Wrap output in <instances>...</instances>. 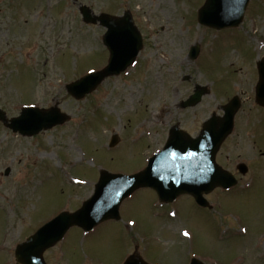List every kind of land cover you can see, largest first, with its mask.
Masks as SVG:
<instances>
[{
	"label": "rangeland",
	"instance_id": "1",
	"mask_svg": "<svg viewBox=\"0 0 264 264\" xmlns=\"http://www.w3.org/2000/svg\"><path fill=\"white\" fill-rule=\"evenodd\" d=\"M53 3L54 20L52 0H4L6 9L0 10V109L12 118L19 116L26 105L46 109L57 105L71 117L67 124L36 137L15 134L0 121V264H16L17 243L43 220L63 210L64 204L73 209L80 207L92 195L91 185L101 169L120 173L144 169L151 153L162 149L170 121L179 123L185 115L192 120L196 115L198 121L212 112L219 113L218 101L212 96L194 109L182 110L180 103L193 93L191 85L198 84L197 80L185 82L183 78H194L199 71L204 83L211 86L212 95L225 102L234 96L231 85L240 82L239 75H244L236 74L230 67L231 59H226L232 54L236 61L241 58L239 52L230 54L237 50L238 43L228 42V38L224 39L226 42L221 40L229 36L238 39L241 34L199 25L198 13L205 0ZM81 4L95 14L122 15L130 11L145 46L128 74L106 79L93 94L77 101L68 94L66 85L89 70L104 68L109 58L102 43L106 30L99 24L83 22ZM248 12L239 31L247 46L254 45L263 54L259 47L264 48V0H250ZM196 45L201 46L202 55L193 61L188 54ZM243 52L237 68L250 74L258 56L251 49ZM247 88V84L235 86L242 95ZM251 116L248 130L257 131L260 136L253 135L254 142L264 145V121L258 122L260 114L253 105ZM113 135H119L120 142L110 148ZM224 147L223 159L229 156L236 164L247 159L251 175L244 183L251 178L260 181L230 203L232 217L211 215L184 198L177 217L171 218L168 210L156 209L157 199L144 189L121 207L122 219L131 217L136 228L107 222L87 237L72 229L62 242V254L69 263L58 259L62 249L50 251L48 261L119 264L135 246L129 233L133 232L150 261L185 264L184 257L192 253L209 264H240L242 259L243 264H251L254 255L264 254L259 244L258 251L253 252L259 236H264V147L261 150V146L246 145L245 137H233ZM68 176L89 186H72L74 182ZM259 183L263 184L260 188ZM219 196L215 193L210 197L216 208ZM227 202L226 199L222 204ZM240 224L250 228L248 236L239 233L244 229H237ZM173 229L182 230L183 238L174 237ZM185 231L189 235L185 236ZM3 246L9 253H1Z\"/></svg>",
	"mask_w": 264,
	"mask_h": 264
},
{
	"label": "water",
	"instance_id": "2",
	"mask_svg": "<svg viewBox=\"0 0 264 264\" xmlns=\"http://www.w3.org/2000/svg\"><path fill=\"white\" fill-rule=\"evenodd\" d=\"M249 1L207 0L200 11L199 20L205 25L219 29L237 26L243 20ZM82 14L86 22H100L107 28L104 44L110 52V60L104 70L91 73L67 87L77 99L94 91L106 77L119 75L125 71L142 48V36L129 13L121 18H113L106 14L94 17L88 8L83 7ZM261 72L264 73V70L262 69ZM199 100L200 94H196L189 103ZM232 115H227L230 118H227L225 124L231 121ZM68 119V116L57 108L27 109L20 118L12 119L8 126L22 134L33 135L43 129L64 124ZM0 120H6V115L2 111H0ZM229 131V129L217 131L215 128L208 130L199 140L190 142L179 138L177 133H172L165 150L153 158L149 168L141 174L121 177L103 173L95 195L80 211L74 215L59 216L40 229L25 244L19 246L17 251L19 262L44 264L42 260L44 251L60 241L70 227L78 225L89 230L100 221L114 217L117 215L120 202L141 186L155 188L162 199L171 200L182 193H190L199 202L202 200L203 192H210L217 186L230 187L228 174L214 163L218 147ZM187 149L197 153L187 157L184 154ZM173 151L177 153L175 159L171 155ZM195 175L200 177L201 184H197ZM174 179H177L176 183ZM132 260L134 264H144L136 258ZM192 264L201 263L194 260Z\"/></svg>",
	"mask_w": 264,
	"mask_h": 264
},
{
	"label": "snow or ice",
	"instance_id": "3",
	"mask_svg": "<svg viewBox=\"0 0 264 264\" xmlns=\"http://www.w3.org/2000/svg\"><path fill=\"white\" fill-rule=\"evenodd\" d=\"M171 155H172V157L175 159L176 156H177V153H176L175 151H173V152L171 153ZM186 155H187V157H191V156L195 155V153L189 151V152H187ZM183 158H184V157H181V159H183ZM184 235L187 236V235H189V233H188L187 231H185V232H184ZM130 264H134V260H131V261H130Z\"/></svg>",
	"mask_w": 264,
	"mask_h": 264
},
{
	"label": "flooded vegetation",
	"instance_id": "4",
	"mask_svg": "<svg viewBox=\"0 0 264 264\" xmlns=\"http://www.w3.org/2000/svg\"><path fill=\"white\" fill-rule=\"evenodd\" d=\"M196 125H197V123H196Z\"/></svg>",
	"mask_w": 264,
	"mask_h": 264
}]
</instances>
